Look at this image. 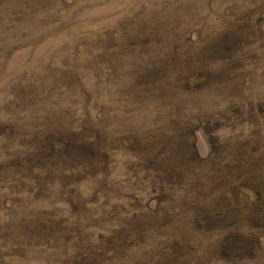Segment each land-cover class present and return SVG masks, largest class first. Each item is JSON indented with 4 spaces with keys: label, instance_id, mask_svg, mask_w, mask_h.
Masks as SVG:
<instances>
[{
    "label": "rangeland",
    "instance_id": "374dc122",
    "mask_svg": "<svg viewBox=\"0 0 264 264\" xmlns=\"http://www.w3.org/2000/svg\"><path fill=\"white\" fill-rule=\"evenodd\" d=\"M0 264H264V0H0Z\"/></svg>",
    "mask_w": 264,
    "mask_h": 264
}]
</instances>
